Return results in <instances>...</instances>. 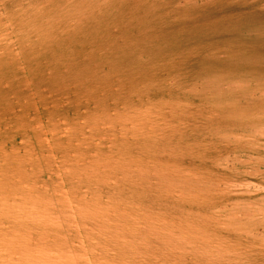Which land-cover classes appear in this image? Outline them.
Here are the masks:
<instances>
[{
	"label": "rangeland",
	"instance_id": "rangeland-1",
	"mask_svg": "<svg viewBox=\"0 0 264 264\" xmlns=\"http://www.w3.org/2000/svg\"><path fill=\"white\" fill-rule=\"evenodd\" d=\"M257 28L264 0H0V264H264Z\"/></svg>",
	"mask_w": 264,
	"mask_h": 264
},
{
	"label": "bare ground",
	"instance_id": "bare-ground-1",
	"mask_svg": "<svg viewBox=\"0 0 264 264\" xmlns=\"http://www.w3.org/2000/svg\"><path fill=\"white\" fill-rule=\"evenodd\" d=\"M95 1V0H94ZM191 3V2H190ZM76 7H77V5H76ZM96 7H98L97 5H92V9L93 10H95L96 9ZM83 8V7H82ZM98 11V10H97ZM85 11H83V10H81V9H78V11H77V13H76V15L75 16H73L72 17V19H70L68 22H81V19H77V16H79L80 14H83ZM59 14V13H58ZM84 16H86V13H84ZM35 24V23H34ZM92 24V23H91ZM58 25V24H57ZM59 26V25H58ZM62 28V27H61ZM56 29V28H55ZM54 29V30H55ZM19 30V29H18ZM53 31V30H52ZM253 32H255L256 34V37H257V39L255 40L256 42H257V45L259 44H264V28H262V29H255ZM29 33V32H28ZM27 34V33H26ZM25 34V32H23L22 34H20V35H18V37L16 38V40L17 41H19V42H27V40H30V38H29V36H27ZM251 34V33H250ZM38 35L41 37V39H43L42 38V36L38 33ZM252 36H253V34H252ZM0 43H5L3 46L4 47H0V51H2L1 53H0V66H2L3 65V59L2 58H4L6 55L8 56V59H11V60H13V61H15L16 59H18V57H19V51L18 52H14L13 50H11V47L8 45V43L10 44V43H13V41H12V39H10V38H8V37H2V38H0ZM18 43V42H17ZM254 44V43H253ZM258 45V46H259ZM249 46H251V45H249ZM253 46V45H252ZM23 47H25V46H23ZM252 49V48H251ZM5 54V55H3V54ZM258 53V52H257ZM256 53V54H257ZM4 56V57H3ZM239 57H242V56H240L239 55ZM238 63H240V64H244V65H248V64H250V65H252V66H256V65H264V54H261V55H255V56H253V58H252V60H241V61H238ZM246 63V64H245ZM88 71V70H87ZM116 71V70H115ZM117 72V71H116ZM118 72H119V70H118ZM88 73V72H87ZM93 73V72H92ZM116 75V74H115ZM82 76V75H81ZM97 80V79H96ZM241 80V79H240ZM78 81V80H77ZM2 83H3V81L1 80L0 81V98H3L4 97V91H1V89H2ZM226 83V82H225ZM247 83H249V81L248 82H246L245 84H247ZM221 84H222V82H221ZM220 84V85H221ZM243 82H241V81H230L229 83H228V85H227V91L228 92H237L238 90L240 91V90H244V89H246L247 87H246V85H245ZM256 84H257V81H256ZM27 86H29V85H27ZM77 86V85H76ZM78 86H80V85H78ZM83 86H85V85H83ZM202 86H205V85H202ZM206 86H208L207 84H206ZM259 87V89H261V88H264V81L263 82H260V84L258 85ZM59 88L60 87H63V86H58ZM82 87V86H81ZM109 87V86H108ZM222 87V86H221ZM64 88V87H63ZM91 88V87H90ZM258 88H257V90H258ZM78 89L80 90V87H78ZM222 89H224V88H222ZM28 90V88L25 86V85H23V89H22V92H26ZM256 90V91H257ZM264 90V89H263ZM38 91H40V90H38ZM19 92V91H18ZM224 92V91H223ZM227 92V93H228ZM20 93V92H19ZM39 93V92H38ZM243 93H245L244 91H243ZM248 93H249V91H248ZM248 93H246V94H248ZM257 93V92H256ZM249 94H251V93H249ZM7 99L5 98L4 100H2V101H6ZM258 127H256V128H253V135H255V136H258L260 139H259V141H257V140H250V141H248V143H247V141H246V143L247 144H245V143H243L242 141H236V145H237V149H239V150H243V151H245V153L246 154H254V153H256V154H263L264 153V143H262V142H264V129H257ZM260 130V131H259ZM257 141V142H256ZM243 143V144H242ZM245 144V145H244ZM259 160V159H258ZM249 161V160H248ZM261 161V160H260ZM259 161V162H260ZM238 162H240V161H238ZM247 162V161H246ZM259 172V171H258ZM169 172H167V174H168ZM256 173V172H255ZM260 173H261V171H260ZM171 176V175H170ZM224 195V194H223ZM239 206H241V205H239ZM254 206V205H253ZM257 210V209H256ZM258 211H260V210H258ZM262 212H263V210H261ZM244 213V212H243ZM264 213V212H263ZM246 214H247V212L245 213V216H246ZM248 214H249V212H248ZM255 214H256V212H255ZM236 215H237V213H236ZM235 216V215H234ZM242 216H244V215H242ZM255 217V216H254ZM251 218H253V217H251ZM184 251V250H183ZM140 252V251H139ZM168 252H170V251H168ZM156 252H154V254H155ZM171 253V252H170ZM149 254V253H148ZM152 254V256H153V253H151ZM160 254V253H159ZM162 254V253H161ZM160 254V255H161ZM158 255V254H157ZM160 255H158V256H160ZM166 255V254H165ZM164 255V256H165ZM190 255V254H189ZM160 257H162V255L160 256ZM166 257V256H165ZM197 257V256H196ZM195 257V258H196ZM150 259V258H149ZM181 260H183V258L181 259ZM106 261V260H105ZM137 261H139L138 259H137ZM144 261V260H143ZM195 261V260H194ZM102 262V261H101ZM167 262V261H166ZM96 263V262H95ZM201 263V262H200ZM108 264V263H107ZM148 264V263H147ZM181 264V263H180ZM183 264V263H182ZM187 264V263H186ZM212 264V263H211Z\"/></svg>",
	"mask_w": 264,
	"mask_h": 264
}]
</instances>
